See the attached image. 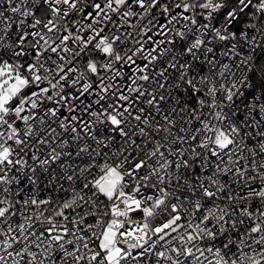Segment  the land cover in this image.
<instances>
[{
    "label": "snow or ice",
    "instance_id": "snow-or-ice-1",
    "mask_svg": "<svg viewBox=\"0 0 264 264\" xmlns=\"http://www.w3.org/2000/svg\"><path fill=\"white\" fill-rule=\"evenodd\" d=\"M0 264H264V0H0Z\"/></svg>",
    "mask_w": 264,
    "mask_h": 264
}]
</instances>
